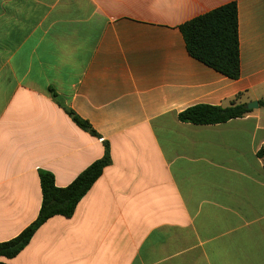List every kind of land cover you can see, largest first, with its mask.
Instances as JSON below:
<instances>
[{
	"label": "crops",
	"instance_id": "crops-1",
	"mask_svg": "<svg viewBox=\"0 0 264 264\" xmlns=\"http://www.w3.org/2000/svg\"><path fill=\"white\" fill-rule=\"evenodd\" d=\"M236 2L241 75L192 57L180 26ZM88 121L80 128L54 99ZM264 99V0H0V243L38 217L40 170L105 168L5 264H264V108L216 125L185 109Z\"/></svg>",
	"mask_w": 264,
	"mask_h": 264
},
{
	"label": "trees",
	"instance_id": "trees-1",
	"mask_svg": "<svg viewBox=\"0 0 264 264\" xmlns=\"http://www.w3.org/2000/svg\"><path fill=\"white\" fill-rule=\"evenodd\" d=\"M189 54L198 61L231 78L241 75L238 6L236 2L219 7L196 17L180 26ZM54 99L64 108L72 120L84 131L93 136L98 134L91 124L73 110L59 102L52 90ZM264 108V99L260 102ZM253 110L235 100L228 107L199 104L189 107L179 114L180 121L194 125H216L241 118ZM264 155V150L262 152ZM112 164L111 149L105 142V152L101 159L93 162L70 185L56 186L53 173L40 170L42 204L37 219L17 237L0 243V258L16 257L30 243L35 233L50 218L73 217L80 201L87 195L106 167ZM0 264H5L0 261Z\"/></svg>",
	"mask_w": 264,
	"mask_h": 264
},
{
	"label": "water",
	"instance_id": "water-1",
	"mask_svg": "<svg viewBox=\"0 0 264 264\" xmlns=\"http://www.w3.org/2000/svg\"><path fill=\"white\" fill-rule=\"evenodd\" d=\"M247 108L251 109V110L258 109V108H260V104L258 101H253V102L247 104Z\"/></svg>",
	"mask_w": 264,
	"mask_h": 264
}]
</instances>
